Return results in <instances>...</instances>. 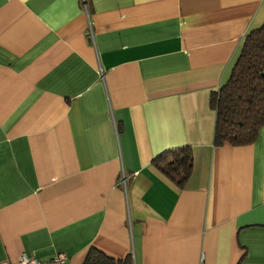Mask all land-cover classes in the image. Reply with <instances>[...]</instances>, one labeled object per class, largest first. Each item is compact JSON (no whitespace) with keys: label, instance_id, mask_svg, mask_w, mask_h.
Instances as JSON below:
<instances>
[{"label":"crops","instance_id":"1","mask_svg":"<svg viewBox=\"0 0 264 264\" xmlns=\"http://www.w3.org/2000/svg\"><path fill=\"white\" fill-rule=\"evenodd\" d=\"M263 21L264 0H0V262L264 264V125L213 145L209 106ZM182 146L179 189L151 160Z\"/></svg>","mask_w":264,"mask_h":264},{"label":"trees","instance_id":"2","mask_svg":"<svg viewBox=\"0 0 264 264\" xmlns=\"http://www.w3.org/2000/svg\"><path fill=\"white\" fill-rule=\"evenodd\" d=\"M214 111L213 145L251 144L264 125V21L249 32L227 81L212 93ZM151 164L177 188L189 178L192 156L186 146L165 150ZM90 248L82 264H123Z\"/></svg>","mask_w":264,"mask_h":264},{"label":"built area","instance_id":"3","mask_svg":"<svg viewBox=\"0 0 264 264\" xmlns=\"http://www.w3.org/2000/svg\"><path fill=\"white\" fill-rule=\"evenodd\" d=\"M99 76L100 78H102V75L100 73ZM64 259L65 256L63 254H55L49 259V261H41L33 256L28 257L24 254H20L14 264H61L64 261ZM0 264H9V263L0 262Z\"/></svg>","mask_w":264,"mask_h":264}]
</instances>
